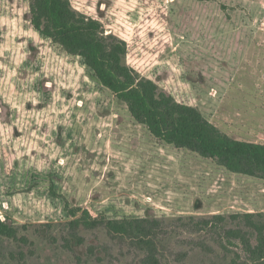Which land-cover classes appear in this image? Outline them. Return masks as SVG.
<instances>
[{"label":"rangeland","instance_id":"374dc122","mask_svg":"<svg viewBox=\"0 0 264 264\" xmlns=\"http://www.w3.org/2000/svg\"><path fill=\"white\" fill-rule=\"evenodd\" d=\"M70 1L126 43L138 77L264 144V0ZM85 208L157 220L161 264H253L229 230L256 243L243 215L264 224V179L152 136L33 28L28 0H0V220L15 231L0 235V264H140L132 241L72 223Z\"/></svg>","mask_w":264,"mask_h":264},{"label":"trees","instance_id":"16d2710c","mask_svg":"<svg viewBox=\"0 0 264 264\" xmlns=\"http://www.w3.org/2000/svg\"><path fill=\"white\" fill-rule=\"evenodd\" d=\"M28 7L33 28L68 54L78 56L102 86L126 103L133 120L145 126L152 136L176 148H188L212 158L228 171L264 179L263 143L220 133L193 105L176 100L154 80L138 77L132 68L122 65L126 43L104 36L99 18L76 10L70 0H28ZM50 194L55 196L53 188ZM71 215L75 216V211L71 210ZM243 216L256 228V243L252 244L241 229L229 230V235L239 239L249 261L264 264V224L256 225L249 213ZM157 222L144 218H107L92 215L86 208L72 221L85 228L104 226L113 238L132 241L143 252L140 264H161L155 241L159 235ZM0 235L13 237L15 231L0 220Z\"/></svg>","mask_w":264,"mask_h":264}]
</instances>
